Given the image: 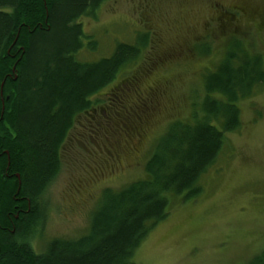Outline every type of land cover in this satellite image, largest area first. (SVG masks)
<instances>
[{
	"label": "rangeland",
	"instance_id": "rangeland-1",
	"mask_svg": "<svg viewBox=\"0 0 264 264\" xmlns=\"http://www.w3.org/2000/svg\"><path fill=\"white\" fill-rule=\"evenodd\" d=\"M260 11L264 0H105L77 19L79 62L109 59L119 44L140 52L91 98L90 111L76 117L59 171L39 201L43 219L30 226L35 254L54 239L86 235L102 192L143 180L170 127L202 117L206 77L232 42L243 51L231 47L238 66L246 53L250 60L260 56L264 70ZM235 104L240 128L224 135L196 195L168 196V215L135 250V264H255L262 255L264 82Z\"/></svg>",
	"mask_w": 264,
	"mask_h": 264
},
{
	"label": "trees",
	"instance_id": "trees-1",
	"mask_svg": "<svg viewBox=\"0 0 264 264\" xmlns=\"http://www.w3.org/2000/svg\"><path fill=\"white\" fill-rule=\"evenodd\" d=\"M103 1L0 0V264H135V250L168 215V196L199 192L224 135L241 126L235 103L264 82L260 56L250 60L245 53L238 66L232 48L238 44L243 51L232 42L206 77L202 117L193 114L191 123L170 127L160 152L144 166L143 180L102 192L86 235L54 239L35 254L30 226L43 219L39 201L59 171L76 117L90 111L91 98L140 52L119 44L109 59L77 60L83 48L77 19ZM256 260L264 264V251Z\"/></svg>",
	"mask_w": 264,
	"mask_h": 264
},
{
	"label": "flooded vegetation",
	"instance_id": "flooded-vegetation-1",
	"mask_svg": "<svg viewBox=\"0 0 264 264\" xmlns=\"http://www.w3.org/2000/svg\"><path fill=\"white\" fill-rule=\"evenodd\" d=\"M235 8H237V7H235ZM247 10H246V8H242V10H241V12H243V13H245ZM156 85V84H155ZM154 85V86H155Z\"/></svg>",
	"mask_w": 264,
	"mask_h": 264
}]
</instances>
